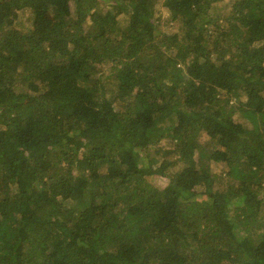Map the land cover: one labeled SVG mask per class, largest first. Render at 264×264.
I'll list each match as a JSON object with an SVG mask.
<instances>
[{
	"label": "trees",
	"instance_id": "obj_1",
	"mask_svg": "<svg viewBox=\"0 0 264 264\" xmlns=\"http://www.w3.org/2000/svg\"><path fill=\"white\" fill-rule=\"evenodd\" d=\"M60 1L0 0V264H264V0Z\"/></svg>",
	"mask_w": 264,
	"mask_h": 264
},
{
	"label": "rangeland",
	"instance_id": "obj_2",
	"mask_svg": "<svg viewBox=\"0 0 264 264\" xmlns=\"http://www.w3.org/2000/svg\"><path fill=\"white\" fill-rule=\"evenodd\" d=\"M58 1H60V0H58ZM226 1H228V0H226ZM60 2H61V5L63 6L62 1H60ZM156 7L159 9V13L157 14V19H158L157 22H158V25L160 26V29L162 31L168 32L167 30H169V28L166 25V21L169 20V14L166 11V9L162 6L161 3L159 5L157 3V6ZM174 27L176 28V26H174ZM109 66L110 67H113V64L112 63H109ZM104 69H106V67H104ZM242 102H243V100L240 101L239 103L242 104ZM170 160H174V157H171ZM177 167L174 168L173 171L176 170ZM213 170H215L216 173H219V172H221L222 168H213ZM146 180H147V182L149 183L150 186H153V185H157V186H161V187H164L165 186L164 185L165 181H163V180H152L150 177H148ZM261 195H262V197H264V192ZM234 213H235L234 212V209H231L230 214L231 215H234ZM243 226H246V225H243ZM250 232L252 233L253 231H250Z\"/></svg>",
	"mask_w": 264,
	"mask_h": 264
}]
</instances>
